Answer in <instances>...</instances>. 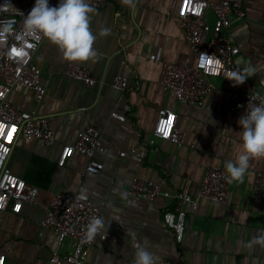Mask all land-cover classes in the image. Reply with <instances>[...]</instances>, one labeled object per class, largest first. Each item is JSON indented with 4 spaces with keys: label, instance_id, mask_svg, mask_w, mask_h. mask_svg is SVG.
<instances>
[{
    "label": "crops",
    "instance_id": "0c3cea01",
    "mask_svg": "<svg viewBox=\"0 0 264 264\" xmlns=\"http://www.w3.org/2000/svg\"><path fill=\"white\" fill-rule=\"evenodd\" d=\"M182 2L137 0L132 8L122 0H107L105 6L95 8L91 21L99 54L95 61H68L47 38L36 51L33 61L47 85L44 99L39 101L35 89L21 84L13 88L9 99L21 110L47 115L57 140L46 145L36 137L19 135L15 142L9 166L40 187V192L19 212L0 210V253L8 264H36L40 257L48 259L55 252L71 250L72 239L61 242L57 232L43 224L54 195L60 192L91 196L103 211L106 232L116 237L98 235L85 264H133L134 244L149 250L155 264L163 258L183 264H264V247L250 246L257 233L264 235V197L255 190L257 171L264 172V158L250 162L243 182H233L226 202L200 197L196 211L187 207L182 242L163 221L171 199L150 201L129 193L139 175L164 188L189 186L198 194L209 166H225L242 151L241 115L229 110L230 80L212 78L215 87L203 105L175 102L160 81L166 61L195 63L196 54L179 18ZM244 9L245 15L234 17L231 25L240 47L236 62L240 69L249 64L264 69V0H245ZM209 19L214 21L212 11ZM103 28L111 34L99 36ZM71 63L89 67L97 84L89 86L69 76L66 69ZM117 75L128 77L125 91L113 85ZM251 79L263 89L264 71ZM173 105L178 126L187 132L185 145L166 139L148 145L160 108ZM114 111L127 119L120 120ZM89 123L103 129L104 148L94 155L105 164L99 173L87 170L90 157L82 151H75L64 165L59 163L64 145L74 143ZM143 147L148 148L143 160L120 153Z\"/></svg>",
    "mask_w": 264,
    "mask_h": 264
},
{
    "label": "built area",
    "instance_id": "2783aa9c",
    "mask_svg": "<svg viewBox=\"0 0 264 264\" xmlns=\"http://www.w3.org/2000/svg\"><path fill=\"white\" fill-rule=\"evenodd\" d=\"M106 1L89 0V3L94 8H99L105 6ZM244 2L245 0H183L179 18L196 59L191 65H180L171 61L164 63L160 81L173 95L175 102L203 105L209 91L215 87L212 78L227 79L231 71L240 68L236 62L240 47L231 34V25L234 17L245 15ZM49 3L57 6L59 0H49ZM34 4L35 0H0V210L13 212H19L25 202H34L40 192V187L15 174L9 166V158L17 138L19 135L36 137L46 145L57 140L56 131L47 115L21 110L9 99L11 91L19 84L35 89L39 101L47 93V85L41 78L39 67L33 61L46 37L41 33H28L24 25L25 16ZM210 11L214 14L212 22L209 19ZM66 73L83 79L89 86L98 82L97 77L85 65L71 63ZM230 82L232 98L229 110L242 116L247 110L250 96L264 93V85L260 90L259 85L251 78L243 85L233 86L234 82ZM113 85L125 91L129 79L127 76L117 75ZM253 103L258 104L259 100H253ZM113 115L123 121L127 119V115L118 111H114ZM102 136L103 129L89 123L79 132L74 143L64 145L59 163L64 165L78 150L90 157L87 170L99 173L105 164L95 159L94 155L104 148ZM161 139L170 140L178 146L185 145L187 141V132L178 126V112L174 105L160 108L153 136L147 144L155 145ZM120 153L143 160L148 155V148H132ZM226 176L225 166H209L200 182L198 194H194L189 186L183 189L164 188L158 181L137 175L132 181L129 193L150 201H156L160 197L171 199L173 204L164 211L163 221L168 228L175 231L177 240L182 242L187 229V207L191 205L193 211H196L200 197L226 202L233 186V182H227ZM255 190L264 197L262 171H257ZM102 216V209L88 194L80 192L69 196L65 192L56 193L43 224L54 229L61 242L67 238L72 239V248L66 254L55 252L48 259L40 257L36 264H85L95 243V240H86L87 225L92 218ZM176 225L180 226V233L177 232ZM108 237L116 238L105 232L104 239ZM0 264H8L2 253ZM160 264L183 263L163 258Z\"/></svg>",
    "mask_w": 264,
    "mask_h": 264
},
{
    "label": "clouds",
    "instance_id": "9594fccd",
    "mask_svg": "<svg viewBox=\"0 0 264 264\" xmlns=\"http://www.w3.org/2000/svg\"><path fill=\"white\" fill-rule=\"evenodd\" d=\"M122 3L135 8V0H122ZM96 9L89 0H59L57 6H52L49 0H35L30 12L25 16V29L30 34L41 33L52 44L56 45L68 61H95L98 52L94 48L97 36L91 30V21ZM10 27V26H9ZM111 34L109 28H103L99 36ZM259 69L255 65L237 68L228 74V80L234 85H243L249 78L255 76ZM259 100L258 104L253 100ZM242 128V151L234 159L225 163L227 182L242 183L250 168V162L264 158V93H254L249 98L246 112L239 118ZM180 233V226L176 225ZM106 226L103 218H92L86 228L85 237L88 242L96 240L98 235L104 238ZM264 247V235L257 233L250 246ZM135 256L133 264H155L153 254L139 244L133 245Z\"/></svg>",
    "mask_w": 264,
    "mask_h": 264
}]
</instances>
